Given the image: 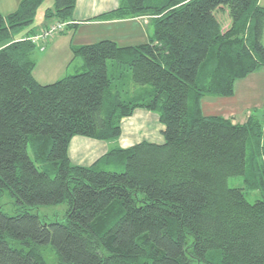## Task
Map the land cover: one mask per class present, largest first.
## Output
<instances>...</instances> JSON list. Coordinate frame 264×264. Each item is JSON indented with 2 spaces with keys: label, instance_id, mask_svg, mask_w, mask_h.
Masks as SVG:
<instances>
[{
  "label": "trees",
  "instance_id": "16d2710c",
  "mask_svg": "<svg viewBox=\"0 0 264 264\" xmlns=\"http://www.w3.org/2000/svg\"><path fill=\"white\" fill-rule=\"evenodd\" d=\"M46 1L0 13V197L20 208L7 215L0 205V264H47L48 246L55 264H264V115L237 123L201 109L264 67L259 0H120L101 18L147 17L148 41L71 46L82 69L41 84L27 37ZM52 3L43 19L68 28L76 0ZM137 109L157 115L163 143L114 148L90 166L70 161L73 137L116 141ZM232 177L244 188L230 187ZM246 191L261 199L248 202ZM64 202L62 220L36 212Z\"/></svg>",
  "mask_w": 264,
  "mask_h": 264
},
{
  "label": "crops",
  "instance_id": "0c3cea01",
  "mask_svg": "<svg viewBox=\"0 0 264 264\" xmlns=\"http://www.w3.org/2000/svg\"><path fill=\"white\" fill-rule=\"evenodd\" d=\"M13 1L12 10L14 11L20 0ZM119 3L120 0H76L72 19L70 20L71 24L68 28L59 32L60 35L54 36L55 38L53 37L54 39L50 43L48 42L49 44L43 50L47 53L43 55L41 61H45L49 65H55V68H51V72H49L50 76H46V78L55 77L61 79L82 69L83 62L80 58H73L71 46L89 45L101 40H110L121 47H127L148 41L153 30L147 17L101 18L102 15L116 10ZM11 12L8 11V13ZM0 13L2 14L1 11ZM54 22L57 21H45L42 19L36 24V31L46 28ZM37 48L40 50L42 47L38 44ZM47 48L49 49L48 51ZM34 72V78L38 81ZM44 77L42 76L41 78L43 79ZM38 82L41 83L40 81ZM219 98L214 96L204 97L201 102L202 113L210 105L212 110L224 109L225 106L217 101ZM214 102L215 104H212ZM223 112L224 115L220 116L233 118V122L243 123L245 121V119L237 121L236 117H234L235 113H230L228 110H223ZM163 128L156 114L137 109L132 116L121 120V136L116 141L104 142L75 136L69 143L68 157L75 165L90 166L104 156L107 151L114 148L126 149L142 141L155 144L163 143ZM111 142L113 144L110 145Z\"/></svg>",
  "mask_w": 264,
  "mask_h": 264
},
{
  "label": "rangeland",
  "instance_id": "374dc122",
  "mask_svg": "<svg viewBox=\"0 0 264 264\" xmlns=\"http://www.w3.org/2000/svg\"><path fill=\"white\" fill-rule=\"evenodd\" d=\"M13 3H14L13 0H0V11L4 16L6 13H8V11L9 12L13 11L12 10ZM52 4H53L52 0H47L41 5L35 16V20H34L35 25L39 21H42L43 11L46 8L51 7ZM259 5L261 7H264V0H259ZM223 11L224 12L217 14V18L221 22L223 29H226L230 23V20L227 16L226 10ZM37 32L38 31H36L34 34H36ZM24 33H21V35H23ZM34 34L30 36H33ZM58 35H60L59 32L56 35H53L52 37L46 39L44 41V44L40 43V46L42 47L40 48L41 51L38 50V48H36V50L32 54V58L35 59L36 62V66L34 69L35 72L34 71L33 72L36 78L38 79V81H40L42 84L50 83L58 79L55 77L46 78V76L48 77L50 76L49 72H51V68L53 69L55 68V65H49L48 63H45V61H41L43 55H46L47 53L46 51H43L46 45H48L50 41L53 40ZM30 36H28L27 38H29ZM262 44L264 45V31L262 36ZM48 50L49 49L47 48V51ZM42 76L45 77L42 79L41 78ZM217 101L221 102V104H223L225 108L220 110H212L210 105V107L208 109L206 108L205 111L203 112L204 115L207 116L224 115L223 110H228L230 113H235L234 117H236L237 121H243V119H246L247 115H249L250 113L264 115V67L248 75L243 80L237 81L235 83V94L232 97H220L219 99H217ZM212 104H215V102ZM263 128H264V124H263ZM262 143L264 144V138ZM111 144L113 143L111 142L110 145ZM250 150L251 148L249 147L247 149V164H249V159L251 155ZM98 166H99L98 167L99 170H109V171L122 170V168L120 167H113L112 165L107 166L105 162L100 163ZM228 185L230 187H238V188H244L245 186L242 177L229 178ZM245 197L248 202L253 203L256 200L261 199V194L259 191H246ZM0 205L2 212H4L7 215H14L20 211L19 206L14 203V199L9 195L7 191H5L0 197ZM66 208H67V204L66 202H64L56 206H40L36 212L38 213L39 217L42 220H46V221L62 220ZM43 253L47 264H55V260H54L55 255L49 246L47 248H44Z\"/></svg>",
  "mask_w": 264,
  "mask_h": 264
},
{
  "label": "built area",
  "instance_id": "2783aa9c",
  "mask_svg": "<svg viewBox=\"0 0 264 264\" xmlns=\"http://www.w3.org/2000/svg\"><path fill=\"white\" fill-rule=\"evenodd\" d=\"M65 26L66 23L64 22H54L48 27L40 29L36 34L27 38V40H30L35 44H39L40 42H44L46 39L52 37L53 35H56L58 32H61Z\"/></svg>",
  "mask_w": 264,
  "mask_h": 264
},
{
  "label": "bare ground",
  "instance_id": "6f19581e",
  "mask_svg": "<svg viewBox=\"0 0 264 264\" xmlns=\"http://www.w3.org/2000/svg\"><path fill=\"white\" fill-rule=\"evenodd\" d=\"M65 27H66V26H65ZM65 27H64V29H65ZM40 43H43V42H40ZM40 43H39V44H40ZM37 45H38V44H37Z\"/></svg>",
  "mask_w": 264,
  "mask_h": 264
}]
</instances>
